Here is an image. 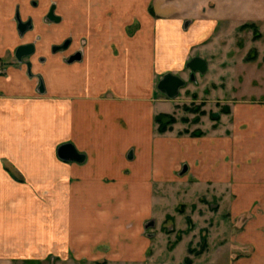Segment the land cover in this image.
I'll use <instances>...</instances> for the list:
<instances>
[{
  "label": "rangeland",
  "instance_id": "rangeland-1",
  "mask_svg": "<svg viewBox=\"0 0 264 264\" xmlns=\"http://www.w3.org/2000/svg\"><path fill=\"white\" fill-rule=\"evenodd\" d=\"M52 5L58 22L46 16ZM27 44L33 52L17 59ZM193 57L203 73L186 66ZM167 73L184 82L172 98L157 88ZM85 75L111 84L102 96L119 99L126 85L143 95L150 132L128 161L148 178L131 186L117 177L101 191L109 203L84 202L71 217L81 203L62 197L51 210L50 187L27 185L2 150L19 133L48 135L25 103ZM0 81L37 96L0 90L17 105L11 135L0 137V252L14 255L0 264H264V0H0ZM39 143L43 181L49 156L65 160L47 137Z\"/></svg>",
  "mask_w": 264,
  "mask_h": 264
},
{
  "label": "crops",
  "instance_id": "crops-1",
  "mask_svg": "<svg viewBox=\"0 0 264 264\" xmlns=\"http://www.w3.org/2000/svg\"><path fill=\"white\" fill-rule=\"evenodd\" d=\"M80 73L83 74L85 71ZM8 84V81H0V90H4L8 96L10 94H18L20 91L35 97L39 96L37 100L34 98L32 102L25 103L24 108H21L24 109V115H37L39 122L43 123V130L46 126L45 121H47L49 133L48 135H36L34 134L35 132L30 135H26L24 132L22 134L19 133L17 140L11 141V138H16L14 136L10 138V142H7L6 148L2 150V153L5 152L6 156L10 155L11 158H9L14 161L11 162L24 170L27 179L30 181L27 180V185L40 186L43 184L50 187L49 202L51 210L53 206L56 207V202L61 200L62 197L64 202L69 203L74 200L82 204H80L81 207L79 209L74 210L71 206L70 210L65 211L66 216L70 215L71 217L84 212V208L86 209L84 202L86 204L96 201L109 203L114 197H111L110 193L102 194L101 191L105 190V188L107 189L110 183L118 179L117 177L119 176L123 178L129 176L127 179L131 186L146 184L148 176L144 178L145 180L143 179L144 174L138 166L141 164L128 161L132 157L133 159L138 158L141 150L138 147L140 145L139 140H141L142 135L150 132L149 128L142 130L143 119L146 120V126L149 127L148 112L143 109V95L141 94V97L135 96V98L129 95L128 90L132 89L131 85H126L128 88L124 86V92L120 94L121 97L119 99L109 98L101 94L103 92L106 93L111 84L96 83V80L86 76L85 81L79 80V82L65 85L55 83L52 86L53 89L52 87L49 88V100L41 103V98H45L47 94H44L43 97L40 95L36 96V88L34 86L28 87L27 90L19 86L20 84L18 86L14 85L15 87H11V93ZM57 98H64V105L59 103L61 100ZM16 106L0 98L1 138L11 135L9 132L10 114L16 111ZM19 108L18 110H20ZM134 109H136L139 119L133 122L134 126H131L133 121L131 113ZM26 125L29 126L28 124ZM45 137L52 142L54 145L53 149H57L62 143L73 144L76 150L83 155V161L60 162L56 157L49 156L51 161L47 168L48 178L42 181L41 177H37L42 169L38 162L41 153L39 142L41 138ZM133 139L136 142H133ZM132 144L136 145L133 146ZM53 149L50 151L53 152ZM2 157H4V154ZM258 158L259 169L262 167L263 170L264 148L259 151ZM123 178H119L120 181ZM61 184H64V195L56 187ZM73 188L78 190L77 195L69 192L73 191ZM96 191L100 193L97 194L100 197H97ZM17 208L18 206L16 205L13 209L7 211L14 213ZM90 209H93V207ZM90 212H95V210ZM7 249L10 248L5 247V252H0V258L1 256L2 258L14 256L11 252H7ZM0 250L3 251L2 249Z\"/></svg>",
  "mask_w": 264,
  "mask_h": 264
},
{
  "label": "water",
  "instance_id": "water-1",
  "mask_svg": "<svg viewBox=\"0 0 264 264\" xmlns=\"http://www.w3.org/2000/svg\"><path fill=\"white\" fill-rule=\"evenodd\" d=\"M53 11H54V6L52 5L46 16L50 20L58 22L60 20V17L54 15ZM25 27L26 24L23 23L18 24V28L20 32L24 31L26 29ZM32 52H33V46L31 44L21 45L17 47V49L15 50V57L17 59H20L22 56L31 54ZM80 58H81L80 53L76 52L75 54L70 56L68 62L70 63L73 62L74 60H79ZM186 66L189 67L194 72L198 71L200 73H203L206 70V62L200 57H193L186 63ZM191 78H193V75H191ZM183 84H184L183 80L180 79L178 76L167 73L163 75V77L157 82V88L160 91L164 92L166 96L172 98L177 95L179 88L182 87ZM56 153L59 158L65 161L81 162L83 161L84 158L83 155L80 154L76 150L74 145L71 143H62L57 147Z\"/></svg>",
  "mask_w": 264,
  "mask_h": 264
},
{
  "label": "flooded vegetation",
  "instance_id": "flooded-vegetation-1",
  "mask_svg": "<svg viewBox=\"0 0 264 264\" xmlns=\"http://www.w3.org/2000/svg\"><path fill=\"white\" fill-rule=\"evenodd\" d=\"M32 5H34V6H36L37 5V2L35 1V2H32ZM76 52H78V51H75L73 54H75ZM73 54H70L69 56H68V59L70 58V56H72ZM81 61V60H80Z\"/></svg>",
  "mask_w": 264,
  "mask_h": 264
}]
</instances>
